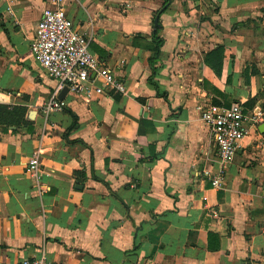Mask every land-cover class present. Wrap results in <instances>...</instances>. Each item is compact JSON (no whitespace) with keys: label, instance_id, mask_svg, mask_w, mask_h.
Wrapping results in <instances>:
<instances>
[{"label":"crops","instance_id":"1","mask_svg":"<svg viewBox=\"0 0 264 264\" xmlns=\"http://www.w3.org/2000/svg\"><path fill=\"white\" fill-rule=\"evenodd\" d=\"M50 8L0 0V264H264V124L215 189L196 111L264 115V0H64L125 92L67 91L45 115L57 81L29 44ZM39 144L41 195L25 172Z\"/></svg>","mask_w":264,"mask_h":264},{"label":"built area","instance_id":"2","mask_svg":"<svg viewBox=\"0 0 264 264\" xmlns=\"http://www.w3.org/2000/svg\"><path fill=\"white\" fill-rule=\"evenodd\" d=\"M51 2L53 8L42 12L29 44V51L36 58L41 69L47 76L57 81L54 93L42 106V112L49 115L65 107V102L58 99L63 88L74 95L87 96L92 91L101 94L104 90L123 95L125 92L123 84L90 53L89 39L79 33L62 12L64 0H51ZM92 76L99 77L104 87H93ZM196 111L200 121L207 127L210 140L216 150L217 170L212 175L210 183L212 188L221 189L226 168L233 161L242 140L251 128L264 124V115L259 112L250 114L237 103L229 107L201 103L196 107ZM41 154L42 146L39 144L25 166V172L31 177L38 195L43 193L39 180ZM13 264L55 263L47 261L42 255L36 259Z\"/></svg>","mask_w":264,"mask_h":264},{"label":"trees","instance_id":"3","mask_svg":"<svg viewBox=\"0 0 264 264\" xmlns=\"http://www.w3.org/2000/svg\"><path fill=\"white\" fill-rule=\"evenodd\" d=\"M153 41H154V48L152 50L153 55L152 57L149 59V64L150 66H152L153 62L158 58L159 53H160V47L162 44V40L159 39L158 37L154 36L153 37Z\"/></svg>","mask_w":264,"mask_h":264},{"label":"water","instance_id":"4","mask_svg":"<svg viewBox=\"0 0 264 264\" xmlns=\"http://www.w3.org/2000/svg\"><path fill=\"white\" fill-rule=\"evenodd\" d=\"M157 24V22L155 21V25ZM67 93V89L63 88V90L60 92V94L58 95V99L62 100L63 97L65 96V94Z\"/></svg>","mask_w":264,"mask_h":264}]
</instances>
